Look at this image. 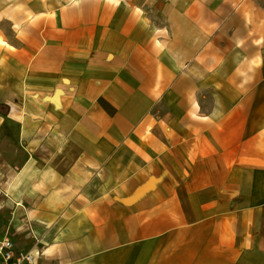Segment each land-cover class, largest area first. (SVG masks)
Segmentation results:
<instances>
[{"label": "crops", "instance_id": "1", "mask_svg": "<svg viewBox=\"0 0 264 264\" xmlns=\"http://www.w3.org/2000/svg\"><path fill=\"white\" fill-rule=\"evenodd\" d=\"M36 264H264V0H0V238Z\"/></svg>", "mask_w": 264, "mask_h": 264}, {"label": "built area", "instance_id": "2", "mask_svg": "<svg viewBox=\"0 0 264 264\" xmlns=\"http://www.w3.org/2000/svg\"><path fill=\"white\" fill-rule=\"evenodd\" d=\"M0 264H36V257L30 251L18 249L9 234L0 238Z\"/></svg>", "mask_w": 264, "mask_h": 264}]
</instances>
